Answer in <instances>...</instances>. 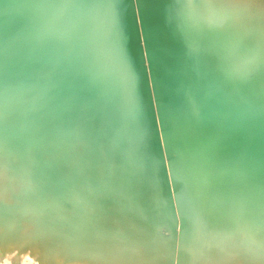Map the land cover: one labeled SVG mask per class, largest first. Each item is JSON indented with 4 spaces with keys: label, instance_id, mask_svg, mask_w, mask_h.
Listing matches in <instances>:
<instances>
[{
    "label": "rangeland",
    "instance_id": "374dc122",
    "mask_svg": "<svg viewBox=\"0 0 264 264\" xmlns=\"http://www.w3.org/2000/svg\"><path fill=\"white\" fill-rule=\"evenodd\" d=\"M147 1L142 0L141 23V10L134 7V0H0V61H3L7 67L6 78H8L0 81V127L3 128L5 137L0 147V157H2L0 159L3 161H0L6 164L3 163V166L0 162L3 166L0 169V190L5 188L2 195L7 209L4 219L0 220V236L4 243L11 239L8 237L9 231H5L8 226L12 228L10 222L13 223L12 230L15 232L20 224L18 233L22 234L34 225L37 213L40 214L37 216L41 218L42 215L50 218L54 216L58 217L60 222L68 221L70 227L67 226L69 230L65 228L66 232L73 229L74 222L77 226L83 222V225H88L85 231L86 238L94 233L98 235L97 239H104L102 235L103 238H100L99 230L93 228L98 224L94 221L95 213L92 211L95 208L93 206L95 199L107 206L111 228L116 235L118 234L117 237H120L116 239V236L114 238L108 235L107 240L111 239L112 245L128 250L131 248L130 242L126 241L128 240L125 238L127 231L123 228L128 227L126 223L133 222H127L129 216L122 214L123 200L126 196L130 199L128 205L131 203L134 205L136 199L139 201L138 195H141V203L148 204V200L152 199L153 214L156 213V207L160 212L155 220L147 224L144 218L145 227L148 228L147 225H150L148 230L151 232L158 223L157 232L173 241L169 242L172 247H170L171 244L167 246L170 250L172 248V254L168 248H159L160 255L152 257L155 258V263L173 264L178 260L179 264H193L186 253L188 249L185 251L186 245L192 242V238L188 236L190 222L184 217L180 203L179 208L175 209L177 223L173 224L171 219L173 206L179 202L178 182L180 180H175L174 190L169 191L168 182L173 180L176 160L170 148L169 124L175 122L173 124L182 126L183 129H190L194 123L204 139H208L209 147L216 150V153L224 150V144H231V153L227 152L231 160L242 158L238 161L248 164L261 163L262 154L256 153L252 143L243 139L245 130L254 133L264 130V108H262L264 98L261 96V82L264 77L260 68L257 66L248 73H236L237 75L226 71L223 64L212 68L209 65V70H203V61L210 64V58L213 56L206 45L222 35L218 28L208 26L202 19L205 15L203 10H193L190 22L195 36L192 33L191 41L194 39L193 42L200 44L195 49L199 54L198 60L194 61L193 50H191L192 53H188L187 49L184 50L188 44L184 45L176 37H170L171 33L175 35V30L164 20V15L156 7V1ZM114 6H118V19H114ZM216 15L218 19H222L219 12ZM197 32L199 36H196ZM171 38L174 45L171 43ZM121 48L127 52L130 63L140 73L137 85L139 108L136 112L125 106L119 85L108 72L114 66L118 49ZM246 48H251L252 53L250 54ZM220 50L221 53L216 55L218 59L231 56L226 48ZM244 53L248 54L246 61L255 60L257 65L261 56L264 55L257 43H249L241 48L240 59L244 58ZM146 64L147 69H145ZM73 66L88 71L90 93H85L79 86H69L67 72ZM210 70L214 71L212 74L214 73L215 78L221 77L224 82L229 80L231 85L240 83L241 92L246 93L247 96L244 113L236 115V111L232 112L226 104L225 93L208 84ZM228 76H231V80ZM85 95H89L96 102L87 114L79 110L80 101ZM111 106L112 109H109ZM70 113L74 115V118L66 119L65 117ZM133 113H135L134 117ZM187 114H190L189 117ZM122 122V127L128 129L134 135V139L139 132L142 134L146 132L149 136L144 135L149 150L148 148L139 149L140 151L136 150L132 153V161L136 164L134 180L137 186L131 188V192L124 197L118 192L120 189L115 176L107 179L106 169L101 164L102 161H99L100 158L108 159L109 157L110 162L113 163L118 152H125L124 148L127 146L125 142L128 141L130 136L127 135L130 133L127 132V135L124 133L123 137L118 134L119 130L116 129L120 128ZM113 127L116 129L110 131ZM105 131H110L112 136L121 137L120 143H115L111 151L109 142L100 144V140L103 142ZM105 140L108 141L107 138ZM96 141H98L97 145ZM121 142L124 143V148ZM217 143L223 146H218ZM146 152L157 155V165L162 175L159 181L151 177L149 179L141 177ZM66 156H72L71 161H68L65 166L64 163L62 166L61 163L58 165V161ZM169 163H172V171L168 170ZM76 170L80 175L78 181L74 182L76 185L74 186L70 179L76 175ZM55 175L58 176L55 177ZM104 176L105 179L102 178ZM186 177L187 175L181 177L180 185L186 184L188 181V179L185 180ZM55 178L57 182L54 181ZM160 183L162 192L159 189ZM111 184L115 191L110 187ZM93 192L98 197L94 198ZM161 193L164 194V198ZM110 199L116 200L113 203ZM108 200L110 205H107ZM89 208L92 210L89 211ZM47 211L51 213L48 214ZM120 214L122 217L119 216ZM233 216H236V219L233 218L237 224L236 227L245 232L246 241L254 242L255 240L256 245L257 239L250 241L251 236H247L258 233L255 231L258 220L252 221L239 214H234L231 218ZM83 217H87L86 221ZM30 218L32 219L29 221ZM71 218H73L72 221ZM231 218L224 219L222 226H227L232 221ZM113 219L119 221V225ZM92 221L96 224H92ZM15 224H17L16 228ZM248 224L252 229L245 228ZM74 226L73 231L77 229L76 233L72 231L71 234L66 233L72 236L71 239H75V235L79 233L78 227ZM119 228H121L120 231ZM52 229L51 232L54 231ZM125 229L128 230L129 227ZM57 230H59L58 226ZM157 232L156 235H158ZM240 232L238 231V234L232 238H239ZM54 233L56 235V230L52 232ZM17 236L20 239L18 246L23 245L21 241L23 235L17 234ZM123 237L125 239H121ZM67 239L61 240L62 243L59 244L61 246H59V252L62 255H66L72 247H68L72 240L70 237ZM73 242L71 245L74 244ZM49 245L48 241L46 247L48 248ZM252 250L251 246L247 247V252ZM27 251L26 245L22 246L21 255L19 254L16 257L17 260L14 259L9 264H33L38 260L39 257L34 253L35 251L29 254ZM240 257L239 255L237 258L240 259ZM253 258L257 259L253 260ZM38 264L42 263L38 262ZM199 264H211V259L202 260ZM234 264H258V256L251 255L247 261L243 259Z\"/></svg>",
    "mask_w": 264,
    "mask_h": 264
},
{
    "label": "bare ground",
    "instance_id": "6f19581e",
    "mask_svg": "<svg viewBox=\"0 0 264 264\" xmlns=\"http://www.w3.org/2000/svg\"><path fill=\"white\" fill-rule=\"evenodd\" d=\"M217 36H219V34ZM172 39L173 38H171V41H172ZM169 41H170V39H169ZM164 45H166V44H164ZM170 45H171V43H170ZM172 45H174V44H172ZM248 47H249V45H248ZM201 49H202V47H201ZM246 49L249 50V52H250L251 48H246ZM182 50L183 49H181V51ZM184 50H186V49H184ZM192 50H194V49L192 48ZM226 51H228L229 55L232 54L230 49L226 48ZM214 52L218 55V54L221 53V50H214ZM249 52H247V53L249 54ZM247 53H244V56H243L244 58H242L241 60H243V61L247 60V57H246L248 55ZM251 53L252 52H250V54ZM168 54H170V53H168ZM193 54L196 57H194ZM192 56L194 57L193 58L194 61H196V60H198L199 54L197 52H195V50H194V53H192ZM181 59H182V56H181ZM200 62H201V60H200ZM210 67L212 68L213 65L210 64ZM214 68H216V67H214ZM222 68H224V67H222ZM224 72L226 74V71H224ZM248 72H249V70H245V71H242L240 73L244 74V73H248ZM216 73H218V72H216ZM240 73H237V74H240ZM212 75L214 76V73L212 74V72L210 73V75L208 74V79H207L208 84L210 86H212V87L216 86V88L221 90L222 86H223V83H224V80L221 77H217V76H216L217 78L211 77ZM228 75H229V73H228ZM232 75H234V74H232ZM196 77H197V75H196ZM193 78H195V77H193ZM230 80H231V78H230ZM234 81H236V80H234ZM225 83L230 85V87L232 88L231 95L227 94V95L224 96L225 99L228 100V101H226V104L229 105V107H230L231 104H232V107H233V104H235L236 107H234L233 109H234V111H236L235 112L236 115H240V113H241L240 110L243 111V108H244L243 107L244 106V102H245V99L247 97L246 93L243 94L241 92V87L239 85L240 83H235L234 82L235 84L231 85V82L229 83V80H225ZM197 86L199 87V85H197ZM195 89H196V87H195ZM197 89H199V88H197ZM226 89L227 88L224 87V89H222V91L227 92ZM233 94H236V95H233ZM134 114L135 113H133V117H134ZM229 114H230V112H229ZM189 115H188V117H189ZM131 117H132V115H131ZM232 118H233V116H232ZM188 121L189 120H187V122ZM144 122H146V121L144 120ZM177 122H178V120H177ZM173 123H175V122H173ZM173 123L169 124V128H170L169 130L171 131V132L170 131L169 132L171 133L170 148H171V151L175 154V159H176L175 160L176 163L174 162V168H175L174 171H176V170L179 171V169H181L179 174L181 175L184 172V175H187L185 180L188 179V181L186 182L185 185H180L178 183V185H179L178 188L180 189L179 190V194H178L179 203H180V206L182 208V212L184 214V217L190 222V223H188V225L190 224L189 228H188V233H189L188 236L190 235V237L192 238V242H190L188 244V246L186 245V248H185V251H186V249H188L186 251V253L189 256L188 255L187 256L190 257V260L192 261L193 264H199V262L202 261V260L204 261V260H207V259H211L210 255H209L210 252L221 251V250H224V249H235V251L228 256L227 264H234L237 261H241L243 259H246V261H247L251 255L254 256L255 254H257V251H258V249L260 247V244H261L262 240H264V233L261 232L260 225H259V222H258V225L255 226V231L258 232V233L250 234L249 236H247V237L251 236V240L250 241H253L252 239H257V243L255 245V243H254L255 240H254V242H247L246 238H245L246 235L244 234L245 232H242V230H239V228L236 227L237 224H236V222H234V220L236 219V216H233L231 218L232 221L229 222L227 224V226L226 225L222 226V223L225 222V220H217V212H216V208L219 206V203L222 200V194L219 191H217V187L216 186L221 181H224V182H227V183H230V184L236 186L239 189H243L244 192L242 194L243 195H247L248 192L250 191V189L252 188L253 181L254 180H258L259 174H260L259 173L260 170L258 168L256 170H254V168L250 164L238 161L240 158L239 159H235V161L231 160L232 158H230L228 156V153L225 154V149L217 151V153H216V150H213L207 144V140L208 139L205 140L203 135L198 133V126L197 125H192L195 128L192 127L193 129L190 128L189 131H188V133H193V138H194V141L192 140V147H191L193 152L190 153L192 155H189L190 168H191V170H189V167H187L185 165L183 166V159L186 158V155L184 156L183 155L184 153H181L179 148L175 147V144L179 143V145H181V142H182L181 138H183V135H186L185 134L186 129H183L182 126L179 127L178 125H175ZM181 124L182 123H180V125ZM185 124H186V122H185ZM138 132H139V130H138ZM213 132H215V131H213ZM211 133H212V130H211ZM118 134H119V132H118ZM144 135H146V132L144 134L139 132V135L137 134L135 137H138L139 138L138 142L141 143V142H145L143 139H145L146 136L149 137L148 135H146V136H144ZM142 136H144V138L141 139ZM177 139H178V142L176 143ZM214 139H215V137H214ZM135 141H136V138H135ZM220 142H222V141H220ZM95 143H97V141ZM157 143H158V141H157ZM219 145H222V144H218V146ZM148 150H149V148H148ZM138 151H140V150H138ZM5 152H7V151H5ZM151 152H149V153H151ZM221 152H223V153H221ZM146 154H147V152H146ZM223 155L226 156V158L223 157ZM16 156H15V158H16ZM192 156H193V158H192ZM0 158H2V157H0ZM15 158H14V160H15ZM227 158L230 159V160H228ZM154 159H155L154 154H148V158L146 156L145 161L143 162L142 166L147 165L146 169H150V171L153 172L154 171L153 169L155 167V165H152ZM245 159L249 160V158H245ZM0 160L3 161L2 159H0ZM10 162H11V160H10ZM145 162H146V164H145ZM149 162H150V165H149ZM1 163H0V169L5 164L3 162L4 164L2 163L3 166H1L2 165ZM260 165H261V163H260ZM188 166H189V164H188ZM185 168H186V170H185ZM146 172L147 171H145V173ZM146 174H147V178L149 179L150 176H151L150 173L147 172ZM57 176L58 175H55V177H57ZM253 177H254V180H253ZM117 180H119V179H117ZM250 180L251 181L253 180V181L251 182ZM54 181L57 182L56 178L54 179ZM106 182L107 181H105V183ZM112 184L110 185V187L113 189V185ZM2 191L5 192V188L4 187L2 188ZM113 191H115V190L113 189ZM118 192H120L123 195V197H124V195H126V193L124 191L120 190ZM92 195H94V198L98 197V195H95L94 192L92 193ZM114 196H115V194H114ZM138 196H140L139 197V201H138V199H136L135 200L136 204H134V205H132V203H131V205H128V201H130V199H127V197L125 196L124 200H123L124 202H123V205H122V210H121L122 214H127L129 216V219H128L127 222H129V221L133 222V223H131V222L126 223V224H128V227H129L128 230L125 229V228H128V227L123 228L124 230L127 231L126 234H125L126 237L125 236L124 237L126 239H128V240H126L127 242L128 241L130 242V247L131 248H129L128 250L127 249L124 250L125 255L122 257V259L128 261L129 264H142V262L145 260V249H146V247H151L152 249H156V250L158 249L157 251H159L158 253H160L159 248L160 249H164V247L168 248L169 247L168 245L171 244L169 242L172 241L167 236H164V235L161 236V234L159 232H157L158 231L157 230V226H158L157 224L158 223L157 224L154 223L155 226L153 224L154 229L151 232H149V230H148L150 225H147V227L149 226L148 228L145 227L146 225L143 224L144 223L143 219L145 218L144 221L147 224L148 222H151L152 220H155L157 215H158V213H160V212H158V209L156 208L155 209L156 213L153 214L152 213L153 206L151 204V200H148L151 205H149V203L148 204L141 203V201H140L141 195H138ZM115 197L117 198V196H115ZM163 198H164V196H163ZM110 200L107 201V205H110L108 203ZM115 200L113 199V201L111 200V202L114 203ZM94 202H95V204L93 206L95 208L93 210L92 209L91 210L95 213V215H94L95 218L94 217L93 218H94V221H96V223H98V224H96L94 221H92V224L93 223L96 224V226L94 225L93 228L94 229L96 228L97 230H99L98 233L100 234V238L103 236L104 239L107 240L106 237L108 235H110V236H112L114 238L116 236V239H120L119 236H118L119 238L117 237L118 234L116 235V233L111 228L112 227V225L110 224L111 221H110L109 215H107L108 210H106L107 206L104 205V203L102 201H100V200H95L94 199ZM46 208H48V207H46ZM100 209H104V210L100 211ZM47 210H50V209H47ZM91 210L89 208V211H91ZM160 211H161V209H160ZM49 212H48V214H49ZM20 213H21V211H20ZM52 214H54V213H52ZM122 214H120L119 216L122 217ZM37 215L39 216L40 214L37 213ZM37 215H35L36 216V221H35L34 225L31 228H29L28 230H26L25 232H23L24 234L23 233L22 234L18 233V230L20 229V226H21L20 224H18V226H17L18 229H16L17 232H15V230H12V228H14V225H13V223L10 222V224L12 225V228H9V226H8L5 231H7V230L9 231L8 237L11 238V239L10 240L8 239L6 241V243H4L3 238H1V236H0V253H1L0 262L2 264H9L14 259L17 260L16 257L19 256V254L21 255L22 246L26 245V247L28 248V251H27L28 254L32 253L33 251H35L34 253L37 255V257H39L38 260L36 259L37 261H35L33 264H38V262H41L42 264H80L79 261H70L67 258V253H66V255H64V254L62 255L61 252H59V246H60L59 244L62 243L61 240H66L67 237L68 238L70 237V239H71V237H72V236H68V234L66 235V233L68 231L66 232L65 228H66V230H69V227H70L69 224L67 223L68 221L67 222L66 221L65 222L64 221L59 222V230H57V227L52 229L54 231L56 230V235H55V233L51 234L54 231L51 232V227L52 226L50 224V221H52L53 219L57 220L58 217L56 218V217L52 216L50 218L49 216L45 217L44 215H42V218H41V217H38ZM112 215H114V214H112ZM147 215H148V218H147ZM112 217H114V216H112ZM85 218H87V217H85ZM85 218L83 217V219H85ZM233 218H235V219H233ZM31 219L32 218H30L29 221ZM72 220H73V218H71V221ZM87 220H89V218ZM16 221H18V220H16ZM27 221H28V219H27ZM85 221H86V219H85ZM114 221H116V220H114ZM19 222H20V219H19L18 223ZM89 223H91V221ZM117 223H114V224H117ZM123 223H124V221H123ZM16 225L17 224H15V228H16ZM74 225H76V228L78 227L79 233H77L76 235L73 233L76 237H75V239H71L72 240L71 244H72L73 241H75V242H73L75 244L79 240L86 238L85 237V231L87 230L86 227L88 226L86 224L83 225V222H81V224L78 225V226L74 222ZM74 225L72 226L73 229H71L70 232L72 231V232L76 233L77 229H76V231H73V230H75V228H74L75 226ZM118 225H119V223H118ZM67 226H69L68 229H67ZM250 227H251V225L248 224L245 228L250 229ZM22 228H23V226H22ZM121 228H119V231H120ZM251 229H252V227H251ZM150 230H151V228H150ZM238 231H241L240 235H239L240 237L239 238L238 237L237 238L236 237L232 238L233 236H236L238 234ZM70 232H68V233H70ZM156 232H157L158 235H156ZM86 233H88V232H86ZM121 233H123V232H121ZM242 233H243V235H241ZM17 234L20 235V236L23 235L22 238H21V241L23 242V245L18 246V241L20 239L18 238ZM88 234L86 236H88ZM92 235L91 236L89 235L90 236L89 238H93V239H97L98 238L97 237L98 235L97 236H96V234H94L93 236ZM2 236H4V235H2ZM120 236H122V234H120ZM158 236H160V237H158ZM171 236L172 235H170V237ZM124 237L121 238V239H125ZM110 240L108 239V241H110ZM48 241L50 242V245L47 248L46 244L48 243ZM112 241H114V239ZM67 242H70V241H67ZM117 243H118V241H117ZM124 243H126V242H124ZM71 244L68 247H71V246L74 245V244L73 245H71ZM111 244H112V242H111ZM229 244H231V246H228ZM126 245L128 246V244H126ZM113 246L117 247L115 244H113ZM249 246H251L253 250L250 251V252H247V247H249ZM170 247H172V244H171ZM117 248H121V247H117ZM122 249H123V247H122ZM168 249H169L168 251H170V252L172 251V248H171V250H170V248H168ZM166 252H167V250H166ZM43 253L45 254L44 256H43ZM167 253H169V252H167ZM171 254H172V252H171ZM239 255L241 256L240 259L237 258ZM169 256H168V259H169ZM254 259H257V258H253V260ZM167 261L169 262V260H167ZM150 264H159V263H155V258L151 257Z\"/></svg>",
    "mask_w": 264,
    "mask_h": 264
},
{
    "label": "snow or ice",
    "instance_id": "6c2138e0",
    "mask_svg": "<svg viewBox=\"0 0 264 264\" xmlns=\"http://www.w3.org/2000/svg\"><path fill=\"white\" fill-rule=\"evenodd\" d=\"M134 7L140 8L142 23L143 7L142 0H134ZM156 7L163 14L172 28L182 35L184 41L189 42L193 49L199 47L191 41L187 29V21L191 19L193 10L201 9L205 15L202 19L210 27H216L222 35L214 42L206 45L213 50L228 48L231 56L218 59L215 55L210 58V64L216 66L223 64L225 70L236 74L245 70L259 67L264 77V55L261 56L259 64L255 60L243 61L239 58L241 48L249 43L259 44L264 52V0H156ZM114 19H118V6H114ZM219 12L222 19H218L216 13ZM147 64L145 69H147ZM118 83L123 103L127 108L136 112L139 108L137 99V85L140 73L138 69L129 61L127 52L118 49V54L114 66L108 70ZM7 75V67L0 61V81ZM67 80L70 87L79 86L85 93H90L88 83V71L82 68L71 67L67 72ZM261 96L264 98V78L261 82ZM95 101L89 95L80 101V111L87 114L95 105ZM264 108V105H262ZM66 119H73V114H68ZM5 141L3 128L0 127V147ZM225 154L232 150L231 144L224 145ZM172 171V163L167 165ZM179 179V171L173 172V180L168 182L169 191L174 190V181ZM217 191L222 194V200L216 208L217 220L231 218L234 214H239L252 221L258 220L260 230L264 233V155L261 158V168L258 180H254L252 188L247 195H243V189L221 181L217 184ZM172 223H177L175 209L179 208V202L174 206ZM104 209H100L103 211ZM7 209L3 200L2 190H0V220H3ZM183 236V233H181ZM235 249H224L210 252L211 264H227L228 256ZM124 250L117 248L106 239L84 238L75 243L67 253L70 261H79L80 264H129L122 259ZM159 253L151 247L145 249V260L142 264H150V259ZM258 264H264V240H262L257 251ZM173 264H179L176 260Z\"/></svg>",
    "mask_w": 264,
    "mask_h": 264
},
{
    "label": "water",
    "instance_id": "95a60500",
    "mask_svg": "<svg viewBox=\"0 0 264 264\" xmlns=\"http://www.w3.org/2000/svg\"><path fill=\"white\" fill-rule=\"evenodd\" d=\"M156 1V0H155ZM164 20L165 21H167V23H168V20H167V18L164 16ZM187 29H188V32H189V34H190V37L192 36V30H191V27H192V23L190 22V20H188L187 22ZM171 28H172V26H170ZM173 29V28H172ZM175 33V35H173V33H171V37H173V38H177L179 41H181L182 42V44H188V47H186L185 49H187V52L188 53H192L191 52V50H192V47L190 46V43L189 42H186V41H184L183 40V38H182V35L181 34H179V33H177L176 31L174 32ZM194 33H195V31H194ZM194 33H193V35H194ZM195 36V35H194ZM196 36H199V33L197 32V35ZM192 42H193V40H192ZM172 44L174 43V41H172L171 42ZM211 42H209V44H210ZM189 50V51H188ZM195 50V49H194ZM194 50H193V53H194ZM207 50L210 52L211 51V54L213 53V55H217L215 52H214V50L213 49H210V48H208L207 47ZM196 52V51H195ZM193 56H194V54H193ZM194 57H196V56H194ZM216 57H218V56H216ZM204 63V65H205V67H204V65H203V70H209V65L210 64H207V62H205V61H203ZM211 72H214L213 70H210ZM205 72V71H204ZM210 73V72H209ZM208 73V74H209ZM216 73V72H215ZM212 77H214V76H212ZM215 78V77H214ZM8 78H6V80H7ZM229 83H230V81H229ZM214 87H216V86H214ZM224 87H226L227 89V92H224V91H222V92H224L225 93V95H231V93H232V88L230 87V85H228L227 83H223V86H222V89H224ZM221 89V90H222ZM220 91V90H219ZM221 92V91H220ZM230 93V94H229ZM233 95H236V94H233ZM225 101H227V99H225ZM245 101H246V99H245ZM229 106V105H228ZM246 106V102H245V105L243 106V107H245ZM234 107H236L235 106V104H233V107H232V104L230 105V110L233 112V108ZM232 108V109H231ZM242 108V107H241ZM109 109H112V106H111V108H109ZM240 112L241 113H244L243 111H241L240 110ZM242 115V114H241ZM124 122V121H123ZM123 122L121 123V126H120V128H117V130H119V134H121L122 135V137H123V135H125L127 132H129L128 131V129L126 130L125 128H123L122 127V124H123ZM194 125V124H193ZM192 126V125H191ZM190 126V128H192ZM193 128H195V127H193ZM192 128V129H193ZM116 129V127H113L110 131H114ZM186 129H189V128H186ZM110 131H105L104 132V136H103V142L100 140V144L102 145V143L104 144V142L106 143L107 142V144H108V142H109V149H110V151H111V148L112 147H114L116 144H119L120 143V138L121 137H115L114 135L112 136V133L110 132ZM187 131V132H186ZM185 131V134L186 135H183V138H181V145H179V143L178 144H175V147H178L179 148V150H180V152L181 153H184L183 155L185 156L186 155V158L185 159H183V166L185 165V166H187V167H189V170H191V168H190V161H189V155H192V154H190V153H192L193 152V150H192V140L194 141V138H193V133H188V131L189 130H186ZM125 133V134H124ZM130 133V132H129ZM198 133H199V129H198ZM244 134V136H243V139L244 140H246L248 143H252L251 145H252V148H253V150L256 152V153H260V154H262V155H264V130H259V131H257V132H253V131H249V130H245V132L243 133ZM127 135V134H126ZM129 138H128V141H126L125 142V144L127 145L124 149H125V152H118L119 154L116 156V158H114L115 160L113 161V163H111L110 162V159L111 158H109L108 157V159L107 158H105V159H101L100 158V160L99 161H102V163L101 164H103V166L105 167L104 169H106L105 170V172L107 173V179H110V178H114V176H115V178L116 179H119V180H115L116 182H119V183H117V185L119 186V189L121 190V191H124L126 194L127 193H130L131 192V188H135L137 185H136V182H135V180H134V177H136L135 176V166H136V164L135 163H133V161H132V153H133V151H138L139 149H144V150H146L147 148H148V146H146V139H143L145 142H138V140H139V138L138 137H135L136 138V141H135V139L133 138L134 137V135L132 134V133H130L129 135H127ZM173 137V136H172ZM105 138H107V140L108 141H106L105 140ZM113 138H114V141H113ZM141 139H142V137H141ZM121 141H122V139H121ZM191 141V142H190ZM196 141V140H195ZM111 142H113L111 145H110V143ZM178 142V139H177V141H176V143ZM180 142V141H179ZM116 143V144H115ZM122 143V142H121ZM98 144V141H97V143H96V145ZM145 144V145H144ZM123 145V147H124V143H122L121 144V146ZM144 147V148H143ZM122 151H123V148H122ZM148 154L149 153H147L146 155H145V158H146V156H147V158H148ZM262 155H261V157H262ZM154 156H155V159L153 160V164L152 165H155V167H154V171L152 172V171H150V169H146V166L147 165H144V166H142L143 168H142V175L143 176H141V177H147V172L148 173H150V175L152 176H150L151 178H154V179H157L158 181L160 180V176H162L161 175V170H160V168L158 167V165H157V155L154 153ZM223 157H225L226 158V156H224L223 155ZM72 159V156H66V157H63V158H61L59 161H58V165H60V163H61V166H62V164L64 163V166L66 165V163L68 162V161H71V159ZM118 158V159H117ZM184 158V157H183ZM192 158H193V156H192ZM107 159V160H106ZM228 159V158H227ZM228 160H230V159H228ZM64 161V162H63ZM145 164H146V162H145ZM188 164H189V166H188ZM149 165H150V162H149ZM250 165L254 168V170H256L257 168L260 170V168H261V165L260 164H258L257 162H253V163H250ZM99 167V166H98ZM117 167H119V168H117ZM145 167V168H144ZM180 170L181 169H179V173H180ZM185 170H186V168H185ZM114 171H115V175H114ZM117 171V172H116ZM145 171H147L146 173H145ZM76 172V175H74L70 180H72V182H71V184L72 185H74V182H76V180L78 181V176L80 175L79 174V171H75ZM104 173V172H103ZM260 173V172H259ZM180 175V174H179ZM102 176V175H101ZM184 176V172H183V174H181L180 176H179V179H180V181L178 182V183H180V184H182V178H180V177H183ZM102 178H104L105 179V176L104 177H102ZM256 178V177H255ZM253 180H254V177H253ZM252 180V181H253ZM251 181V180H250ZM251 181V182H252ZM135 185V186H134ZM74 186H76V185H74ZM151 189V188H150ZM159 189H161V192H162V188H161V183L159 184ZM180 190V189H179ZM149 193V192H148ZM163 196H164V194L163 193H161ZM151 195V198H152V194H150ZM151 201H152V199H151ZM157 204V203H156ZM157 208V207H156ZM51 220V219H50ZM49 220V221H50ZM63 220V219H62ZM59 220L57 219H53L52 221H50V224H51V229L53 228V227H57L58 226V228H59ZM52 234V233H51Z\"/></svg>",
    "mask_w": 264,
    "mask_h": 264
}]
</instances>
